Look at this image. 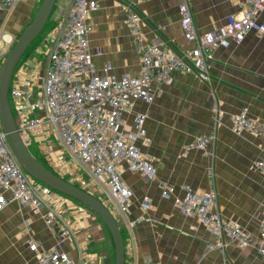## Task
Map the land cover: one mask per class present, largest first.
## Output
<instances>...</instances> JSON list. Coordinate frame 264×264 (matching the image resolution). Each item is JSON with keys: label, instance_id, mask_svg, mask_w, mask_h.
<instances>
[{"label": "crops", "instance_id": "1", "mask_svg": "<svg viewBox=\"0 0 264 264\" xmlns=\"http://www.w3.org/2000/svg\"><path fill=\"white\" fill-rule=\"evenodd\" d=\"M183 1L190 5L199 34L224 26L231 15L240 16L246 3L98 0L99 8L88 18L96 69L110 67L118 77L139 74V57L127 24L129 8L140 14L146 42L161 44L171 52L193 48L195 44L185 39L181 28L179 5ZM41 2L17 0L11 12L0 9L3 50L8 51L18 39ZM72 3L73 0H63L58 17ZM259 21L264 22V11ZM205 63L211 82H204L195 73L173 72L171 83L152 84V103L138 100L132 113L123 115L133 131L136 117L146 115V137L135 144L156 168L155 177L149 180L122 165V180L132 191L126 214H118L109 205L107 194L78 160L70 157L71 165L64 160L61 146L62 150H53L43 137L35 142L37 157L71 183L88 180V192L115 214L125 241V264H264L253 246L240 247L222 237L227 245L219 247L220 238L196 217L183 214L175 204L187 189L211 192L221 218L239 224L254 237L264 217V174L254 168L256 162L264 160V139L249 132L238 135L232 131L233 117L243 109H248L251 118L264 122V34L253 31L238 45L222 46L207 55ZM213 133L215 140L205 152L193 149L185 153L193 140ZM164 187L172 189L169 198L163 196ZM146 198L151 205L148 210L142 206ZM51 207L70 229L62 250L77 264H115L112 236L98 215L63 195H55ZM45 213V209L36 212L19 201L0 211V264H42L30 243H36L43 251L58 244L57 233L45 222Z\"/></svg>", "mask_w": 264, "mask_h": 264}, {"label": "built area", "instance_id": "2", "mask_svg": "<svg viewBox=\"0 0 264 264\" xmlns=\"http://www.w3.org/2000/svg\"><path fill=\"white\" fill-rule=\"evenodd\" d=\"M16 1L0 0V9L11 12ZM98 8V0H73L70 9L56 19V26L42 42L47 56L43 84L36 81L34 72L15 71L10 100L27 146L35 130L55 131L64 151L81 163L107 194L109 205L122 215L129 211L132 197V191L122 180V165L126 164L130 171L139 172L149 180L155 177L156 170L152 160L135 144L146 137V115L136 117V131L128 127L123 115L132 113L138 100L152 103L155 97L152 84L171 83L173 72L195 73L204 82H211L205 63L207 55L230 43L240 44L253 31L264 34V22L259 21L264 0H246L240 16L231 15L224 26L203 34L197 32L190 5L183 1L179 5L181 28L185 39L195 46L178 52L146 42L141 16L129 8L127 24L139 57V74L121 77L111 73L110 67L97 70L93 63L88 18ZM8 51L0 47V66ZM232 131L238 135L249 132L264 139V122L251 118L248 109H243L233 117ZM214 140V133L201 136L186 147L185 153L193 149L205 152ZM254 168L264 174V160L256 162ZM78 184L88 192V180L82 179ZM171 192L172 189L164 187L163 196L169 198ZM55 195L61 194L22 169L0 119V211L14 201L36 212L45 209V222L57 233L58 244L43 251L36 243H30V249L39 253L42 264H77L62 250L71 232L61 215L51 207ZM175 204L183 214L196 217L211 234L220 238L219 247L227 245L222 240L226 237L240 247L253 246L264 260V217L254 237L239 224L221 218L216 197L211 192L187 189L185 196L176 199ZM142 206L148 210L150 201L146 198Z\"/></svg>", "mask_w": 264, "mask_h": 264}, {"label": "water", "instance_id": "3", "mask_svg": "<svg viewBox=\"0 0 264 264\" xmlns=\"http://www.w3.org/2000/svg\"><path fill=\"white\" fill-rule=\"evenodd\" d=\"M57 0H42L33 19L18 37L0 66V119L7 141L22 169L36 181L91 209L109 230L115 246V264H125V241L113 213L98 198L65 180L38 160L20 134L10 100L11 83L19 62L40 36L53 14Z\"/></svg>", "mask_w": 264, "mask_h": 264}, {"label": "rangeland", "instance_id": "4", "mask_svg": "<svg viewBox=\"0 0 264 264\" xmlns=\"http://www.w3.org/2000/svg\"><path fill=\"white\" fill-rule=\"evenodd\" d=\"M62 2H63V0H57L56 1V7L53 11L52 16L50 17L51 21L57 19L58 15H59V5ZM47 29H48V27H45V29L40 34V36L36 39V40H39V41H37V42H39V44L37 46H35L34 48H33V46L35 44L33 46H31L30 50L32 48L33 49L30 51V54L28 55V57L24 58V60H21V63L18 64L17 69H16V72L24 70V71H26L27 74H29L30 72H34L35 79H36V81H38V83L40 85L43 84V81H44V77H45L44 71H45L46 63H47V56L45 54L46 47L44 45H42L43 40L45 39L47 34L51 31L50 30L49 32H47L46 31ZM15 42H16V40L11 45L9 51L11 50V48L13 47ZM37 132L38 131L35 130L34 133L30 137L31 142H30V145H28V149L31 153H33L36 156L38 155V144L37 143H39V141L37 139H39V137H43V139H45L46 142H48L47 145H49L53 150H55V148L56 149L60 148L62 150V148H63L62 143L59 140L57 134H55V131L52 132V131L48 130V132H46V133L42 132L41 134H39V132L38 133ZM45 134H47V136ZM35 142H37V143H35ZM63 150H64V148H63ZM67 155H69V154L66 151H64L63 152L64 160L69 165H71L70 164L71 161H69V160H73V159H71L72 157L70 155H69V157ZM65 176L69 177L68 174H65Z\"/></svg>", "mask_w": 264, "mask_h": 264}, {"label": "trees", "instance_id": "5", "mask_svg": "<svg viewBox=\"0 0 264 264\" xmlns=\"http://www.w3.org/2000/svg\"><path fill=\"white\" fill-rule=\"evenodd\" d=\"M56 7V6H55ZM55 9V8H54ZM31 22V21H30ZM29 22V23H30ZM56 26V20H53V21H51V19H49V22L47 23V26L46 27H48V29L46 30L47 32H49L50 30H52L54 27ZM21 35V34H20ZM37 41H39V40H35L32 44H31V46H33L34 44V46H33V48L35 47V46H37L38 44H39V42H37ZM31 46L28 48V50H27V52L25 53V55L23 56V58H22V60H24V58H26V57H28V55L30 54V51L33 49H31L30 50V48H31ZM19 63H21V61L19 62ZM38 160H40L42 163H44L49 169H51L47 164H46V162L42 159V158H39V157H37V156H35ZM52 170V169H51ZM53 171V170H52ZM65 180H67L66 178H64ZM68 181V180H67ZM73 184H75L76 186H78L79 187V185L77 184V183H73ZM62 195V194H61ZM63 196H65V195H63ZM65 197H67V196H65ZM68 199H71L72 201H74V202H76V203H78V204H80L81 206H84V207H86V208H88L87 206H85V205H83L82 203H80V202H78V201H76V200H74V199H72V198H70V197H67ZM89 209V208H88ZM91 210V209H90ZM92 211V210H91ZM93 212V211H92ZM99 217V216H98ZM100 218V217H99Z\"/></svg>", "mask_w": 264, "mask_h": 264}, {"label": "bare ground", "instance_id": "6", "mask_svg": "<svg viewBox=\"0 0 264 264\" xmlns=\"http://www.w3.org/2000/svg\"><path fill=\"white\" fill-rule=\"evenodd\" d=\"M8 37H9V36H8ZM8 37H7V38H8ZM44 72H45V71H44Z\"/></svg>", "mask_w": 264, "mask_h": 264}]
</instances>
